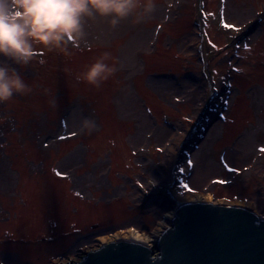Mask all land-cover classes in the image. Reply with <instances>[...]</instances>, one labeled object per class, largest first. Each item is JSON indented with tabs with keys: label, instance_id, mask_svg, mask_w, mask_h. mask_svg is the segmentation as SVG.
Listing matches in <instances>:
<instances>
[{
	"label": "rangeland",
	"instance_id": "obj_1",
	"mask_svg": "<svg viewBox=\"0 0 264 264\" xmlns=\"http://www.w3.org/2000/svg\"><path fill=\"white\" fill-rule=\"evenodd\" d=\"M192 1L156 0L141 25L97 17L88 43L21 69L32 93L0 104V264L74 263L117 232L153 236L159 223L172 226L179 201L199 195L264 212V0H212L210 21L195 19L196 8L191 16ZM222 12L240 28L221 25L227 40L250 46L238 68L224 54L211 72L207 58L226 42ZM202 20L216 48L199 34ZM104 51L118 71L100 88L76 81ZM229 68L242 71L226 91ZM188 159L196 164L177 183Z\"/></svg>",
	"mask_w": 264,
	"mask_h": 264
},
{
	"label": "clouds",
	"instance_id": "obj_2",
	"mask_svg": "<svg viewBox=\"0 0 264 264\" xmlns=\"http://www.w3.org/2000/svg\"><path fill=\"white\" fill-rule=\"evenodd\" d=\"M157 7L156 0H0V104L32 93L21 69L38 55L45 51L69 54L70 48L88 43L89 21L106 18L115 28L131 18L133 25H141L153 18ZM117 71V61L104 51L75 79L100 88ZM83 128L90 132L95 122L85 118Z\"/></svg>",
	"mask_w": 264,
	"mask_h": 264
},
{
	"label": "water",
	"instance_id": "obj_3",
	"mask_svg": "<svg viewBox=\"0 0 264 264\" xmlns=\"http://www.w3.org/2000/svg\"><path fill=\"white\" fill-rule=\"evenodd\" d=\"M65 264H264V219L231 204L182 201L155 250L118 238Z\"/></svg>",
	"mask_w": 264,
	"mask_h": 264
},
{
	"label": "bare ground",
	"instance_id": "obj_4",
	"mask_svg": "<svg viewBox=\"0 0 264 264\" xmlns=\"http://www.w3.org/2000/svg\"><path fill=\"white\" fill-rule=\"evenodd\" d=\"M201 196L202 195H199V197H197L196 199L202 200ZM208 200L210 201L211 199H207L206 201H208ZM227 202H231V203H228V204H231V205H235L234 203L239 202V204H242L243 206H248V207L251 206L250 203L247 200H240V201H236V202L227 201ZM174 213H175V208H172V210L168 214V218L167 219L170 218V220H171L174 217ZM166 224H167V221H165L163 223H159L157 225L158 227L155 229V233H154L153 236L148 235L147 233H142L138 229L130 228L128 230L120 231V232L115 233V235L112 238H115V239L122 238V239H125V240L127 239V240L137 241V242H140L142 244H145V245H147L149 247H152L153 244L156 242L158 236L164 230L165 226H167ZM122 234H124V235H122ZM115 239H111L110 241L115 240ZM102 240L103 241H106L105 240V237L102 238Z\"/></svg>",
	"mask_w": 264,
	"mask_h": 264
},
{
	"label": "snow or ice",
	"instance_id": "obj_5",
	"mask_svg": "<svg viewBox=\"0 0 264 264\" xmlns=\"http://www.w3.org/2000/svg\"><path fill=\"white\" fill-rule=\"evenodd\" d=\"M225 7H226V5H225ZM206 15H207V14H206ZM212 15L215 16V14H212ZM220 22H221L222 27L225 28V29H231V30H234V31H236V32H239V31H240V28L237 27L235 24H232V23H228V22H226V20L223 18V12L221 13V21H220ZM209 43L212 44L211 40H209ZM244 46H245V47H248L247 44H245ZM212 47H213V48H216V45H215V44H212ZM236 71H240V69H236ZM149 111H150V110H149ZM72 135L75 136V133H72ZM60 139H62V140H63V139H67V137H63V136H61ZM45 147H47V145H45ZM161 151H162V149H161ZM260 151H261V152H264V148H261ZM187 165H188V166H192V167H194V162H193V160H192V159H188V160H187ZM225 167H228V164H227L226 161H225ZM232 170L235 171V169H232ZM53 171L55 172V174H56L57 176H60V177H66V174H65V173H62L59 169H53ZM179 171L182 173V172L185 171V169L181 168V169H179ZM217 182H218V183H225L226 181H214V183H217ZM140 187L143 188L144 185L141 184ZM182 187H183L184 189H186L187 191H189V192L193 191V189H192L187 183H183V184H182Z\"/></svg>",
	"mask_w": 264,
	"mask_h": 264
}]
</instances>
